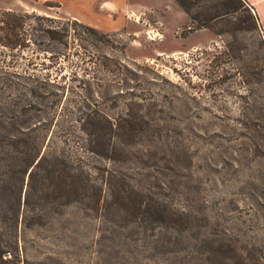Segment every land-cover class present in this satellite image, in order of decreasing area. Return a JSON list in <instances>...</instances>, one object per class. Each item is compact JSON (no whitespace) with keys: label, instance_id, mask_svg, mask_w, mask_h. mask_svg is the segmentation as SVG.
I'll list each match as a JSON object with an SVG mask.
<instances>
[{"label":"rangeland","instance_id":"rangeland-1","mask_svg":"<svg viewBox=\"0 0 264 264\" xmlns=\"http://www.w3.org/2000/svg\"><path fill=\"white\" fill-rule=\"evenodd\" d=\"M47 2L0 0V10L76 16L106 34L72 37L71 59L51 67L42 51L15 56L0 45V68L62 66L80 74L76 51L87 44L92 106L150 120L110 168L123 173L128 188L145 190L132 198L157 203L165 216L142 221L125 207L128 217L106 224L82 219L84 263L264 264L262 25L252 28L243 10L241 22L231 11L199 26L175 0H116L112 10L102 9V0Z\"/></svg>","mask_w":264,"mask_h":264},{"label":"trees","instance_id":"trees-1","mask_svg":"<svg viewBox=\"0 0 264 264\" xmlns=\"http://www.w3.org/2000/svg\"><path fill=\"white\" fill-rule=\"evenodd\" d=\"M176 1L199 26L231 11L241 22L243 10L252 28L260 23L248 0ZM93 33L106 34L76 16L0 10V45L15 56L28 48L42 51L51 63L45 67L71 59L72 37L75 42ZM80 44V74L62 66L0 68V264H85L82 219L99 217L106 224L128 217L132 210L125 207H134L142 221L157 224L165 217L157 203L132 198L145 190L137 184L128 188L123 173L109 165L126 158L150 120L92 106L93 56Z\"/></svg>","mask_w":264,"mask_h":264},{"label":"crops","instance_id":"crops-1","mask_svg":"<svg viewBox=\"0 0 264 264\" xmlns=\"http://www.w3.org/2000/svg\"><path fill=\"white\" fill-rule=\"evenodd\" d=\"M248 1L254 6L256 13L259 16L260 23L264 29V0H248ZM117 2L116 0H102L103 3L102 9L112 10L111 8L115 7L117 5Z\"/></svg>","mask_w":264,"mask_h":264},{"label":"built area","instance_id":"built-area-1","mask_svg":"<svg viewBox=\"0 0 264 264\" xmlns=\"http://www.w3.org/2000/svg\"><path fill=\"white\" fill-rule=\"evenodd\" d=\"M253 10H255V9L253 8Z\"/></svg>","mask_w":264,"mask_h":264}]
</instances>
